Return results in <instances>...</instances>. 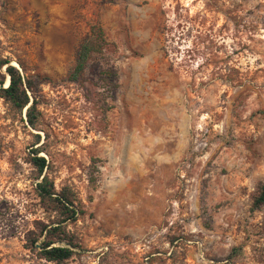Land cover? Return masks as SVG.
<instances>
[{
    "label": "rangeland",
    "instance_id": "1",
    "mask_svg": "<svg viewBox=\"0 0 264 264\" xmlns=\"http://www.w3.org/2000/svg\"><path fill=\"white\" fill-rule=\"evenodd\" d=\"M0 58L39 79L36 128L0 99V264H53L33 150L85 211L65 264H264V0H0Z\"/></svg>",
    "mask_w": 264,
    "mask_h": 264
},
{
    "label": "trees",
    "instance_id": "2",
    "mask_svg": "<svg viewBox=\"0 0 264 264\" xmlns=\"http://www.w3.org/2000/svg\"><path fill=\"white\" fill-rule=\"evenodd\" d=\"M113 46L101 24L92 26L78 51L76 65L69 75V80L73 83L80 82L91 64L102 61L106 52ZM21 67H24L23 64ZM100 74L106 85H114L117 78L114 65ZM38 82V78L27 76L25 70L14 67L8 58H0V99L10 104L18 113H25L27 123L32 128L38 125ZM33 155L31 164L37 169L40 180L35 186V191L41 208L49 214L50 220L34 221V229L29 230L25 236V248L37 253L41 260L65 264L75 255V249L78 247L69 225L76 223L85 211L72 188L63 187L57 190L47 173L50 165L44 157H39V151L33 150ZM253 207L255 210L264 208V185L259 188Z\"/></svg>",
    "mask_w": 264,
    "mask_h": 264
}]
</instances>
